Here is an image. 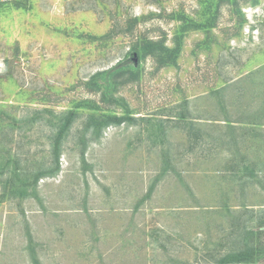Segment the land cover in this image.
<instances>
[{
    "label": "rangeland",
    "instance_id": "obj_1",
    "mask_svg": "<svg viewBox=\"0 0 264 264\" xmlns=\"http://www.w3.org/2000/svg\"><path fill=\"white\" fill-rule=\"evenodd\" d=\"M203 1L0 3V264L264 259V0Z\"/></svg>",
    "mask_w": 264,
    "mask_h": 264
},
{
    "label": "trees",
    "instance_id": "obj_2",
    "mask_svg": "<svg viewBox=\"0 0 264 264\" xmlns=\"http://www.w3.org/2000/svg\"><path fill=\"white\" fill-rule=\"evenodd\" d=\"M211 2L209 0L203 1V7L206 6L209 8ZM211 20V19H210ZM210 20H206L205 22H209ZM204 23L199 24L196 27H202ZM131 53H136L140 58L144 59L147 56H155L157 57V60L159 63H173L175 62V58L177 56L178 50L174 51H168L164 48H161L158 46L157 43L152 42L148 39L139 40L131 49ZM168 61V62H167ZM124 63H118L115 68L105 74V84H104V90L106 92H103L101 96L106 97V95L109 93V89L113 87L114 89L117 86L124 85L128 82L134 81L137 78V70H124L125 66ZM109 120L112 123L120 124L123 121L131 120L130 113L127 112L123 117L117 118L116 116H110ZM254 251L252 248H247L244 251H240L239 253L235 255H228L223 260H220L218 264H254L255 262H259L260 260H264L263 258H255V255L253 254ZM260 259V260H259Z\"/></svg>",
    "mask_w": 264,
    "mask_h": 264
},
{
    "label": "built area",
    "instance_id": "obj_3",
    "mask_svg": "<svg viewBox=\"0 0 264 264\" xmlns=\"http://www.w3.org/2000/svg\"><path fill=\"white\" fill-rule=\"evenodd\" d=\"M13 0H0V3H10L12 2Z\"/></svg>",
    "mask_w": 264,
    "mask_h": 264
}]
</instances>
